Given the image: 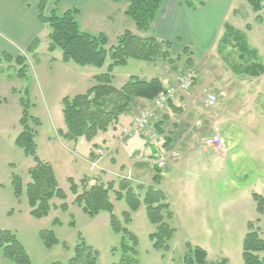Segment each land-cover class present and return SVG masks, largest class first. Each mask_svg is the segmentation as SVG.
I'll return each instance as SVG.
<instances>
[{
  "label": "rangeland",
  "instance_id": "rangeland-1",
  "mask_svg": "<svg viewBox=\"0 0 264 264\" xmlns=\"http://www.w3.org/2000/svg\"><path fill=\"white\" fill-rule=\"evenodd\" d=\"M203 1L213 2V6L217 3L216 0ZM227 1L224 6L227 15L222 30L230 26L240 32L249 50L256 52V57L247 53H242L240 57L238 41L232 39L225 48L222 43L219 44L220 38L209 54L201 55L189 47L190 52L187 54L172 51L173 63L129 61L126 66L115 68L112 73L116 88L123 87L132 76L141 80L161 78L168 88L170 84H176L177 77L195 74L198 80L194 83L193 95L190 92L184 94L190 93L195 101L200 98L205 100L206 94H213L217 96V101L212 107H200L198 117L192 119L197 124L190 140L197 142L215 124H219L223 131L224 151L218 152L221 156L208 155L199 150L189 151L188 155L182 156L184 158L179 163L180 167L173 171L170 181L163 180L161 183L166 192V203L168 193H172L174 198L171 209L174 222L171 224L177 233L170 243L169 251H156L153 248L150 235L156 232V226L150 223L145 205L131 213L127 203H119L121 201H117L116 195L111 193L115 214L123 225V212L131 213V223L124 226L138 238L136 255L131 254V257L137 259L139 264H183V256L189 251L188 245L200 247L208 253L206 264H244L243 241L250 222L255 224L264 239V205L261 200L256 201L254 198L258 195L264 199V74L252 77L243 72L251 63L258 62L264 66V22H256L257 14L252 12L245 0ZM22 2L26 3V0ZM197 2L199 0H188L193 6ZM99 5L97 9L100 13L108 10L107 6L104 8ZM125 9V4H119V12ZM259 16L264 19V9ZM85 17L81 22L82 30L95 35L100 34L98 32L107 34L111 45L127 29L145 36L130 20V24L122 26L118 23V16L113 20L114 27H106L102 18L92 25L87 12ZM47 31L50 34V30ZM47 31L40 37L39 50L34 55L18 51L8 54L12 61H7L3 58L7 53L0 54V232L15 234L32 264H67L74 248L82 240L98 252V264H117L122 258L121 245L133 243L123 234L113 232L107 213L102 212L93 219L75 205V195L70 191L68 182L69 175L74 174L77 179L85 176L89 179L98 178L106 183L115 181L116 189L119 181L126 179L141 196L142 192L137 187L153 186L160 190L154 184L156 162L153 163V170L144 163L156 159L154 155L165 150L163 143L171 131L178 132L175 120H169L162 135L152 129L157 119L163 120L162 115L171 102L157 113L158 118L151 120L147 129H135L134 118L152 109L154 103H147L143 107L138 103L132 114L125 116L115 131L112 129L100 133L92 142L84 140L86 144L80 148H70L71 145L58 135L60 129L65 130L62 100L85 94L96 85L94 78L106 71L109 62L103 69L81 68L73 63L64 65L60 60V50L50 52ZM219 47L224 49L219 50ZM17 57L25 58L23 77L18 75L21 67L15 62ZM188 60H191V64H188ZM203 89L207 92L205 95H202ZM196 105L194 102L190 106L192 111ZM24 110L27 111L32 131L36 132L39 159L52 166L59 187L67 194L68 210H62V201L55 198L51 202L53 209L42 219L31 215L26 195V185L30 182L28 171L35 166V162L15 143L22 132L20 121ZM33 119L39 120L38 126L33 124ZM125 130L129 131L130 136L125 134ZM171 149H174L173 146L167 147V150ZM100 151L102 156L98 158L96 154ZM114 158L119 165L123 161L124 170L123 167H113ZM174 159L177 157L171 158L169 162ZM96 161L98 167L93 168L92 164ZM166 170L161 171L160 176L163 177ZM15 176L22 178L24 187L19 199L12 187ZM132 180L139 182L137 186ZM76 184H80V180ZM81 191L82 187L79 188ZM50 232L58 240V245L51 248L45 245L46 240L49 241L46 234ZM0 264L16 263L5 258L0 250Z\"/></svg>",
  "mask_w": 264,
  "mask_h": 264
},
{
  "label": "trees",
  "instance_id": "trees-1",
  "mask_svg": "<svg viewBox=\"0 0 264 264\" xmlns=\"http://www.w3.org/2000/svg\"><path fill=\"white\" fill-rule=\"evenodd\" d=\"M116 4H125V15L135 24L139 32L145 36L135 34L130 30H124L116 37L114 44H110V39L105 33L98 35L83 31L79 22V9H67L60 11L55 8L46 14V0L39 6V20L41 24L47 26L49 34V50L54 52L60 50L64 63H73L81 68L93 67L103 69L107 63L109 65L103 74L96 76V85L91 87L85 94L74 97H65L62 100V113L65 130L60 129L58 135L66 142L77 143L80 140L92 142L100 133H107L109 130H116L125 116H130L138 106V101L152 104L165 90V83L161 78L151 80H141L132 76L121 88L113 85L115 68L126 66L129 61H141L155 64L158 61L173 63L172 46L167 41H162L153 35V25L162 7V0H111ZM254 14H257L256 22L263 23L259 14L264 9V0H245ZM250 30V25L247 26ZM240 32L233 30L230 26H225L224 33L219 44L229 46L231 40L238 41L239 51L252 54L256 57V52L249 50L247 41ZM39 40L36 39L28 48V53H35ZM227 48V47H225ZM224 49V48H221ZM219 47V50H221ZM190 52L189 48L183 50V54ZM239 54V55H240ZM12 61L10 56L3 58ZM180 59V56L178 57ZM15 62L21 67L18 72L19 77H23L26 66L25 58L17 57ZM191 64V60H188ZM243 71L252 77H261L264 74V66L260 63H251L249 68ZM217 97V96H216ZM172 103V102H171ZM24 104V103H23ZM25 106V105H24ZM164 117V116H163ZM164 120V118H163ZM27 111L24 110L20 121L22 132L16 138V146L21 148L26 156L33 158L35 166L30 168L28 175L30 182L26 185V195L31 209V215L42 219L47 217L53 209L52 200L62 201L61 209L68 210L66 203L67 194L59 187L55 172L49 163L41 161L37 155V144L35 142V131H32ZM33 124L38 126L39 120L33 119ZM163 122L157 119L152 129L156 134H164L161 129ZM151 129V128H150ZM171 134L168 140H173ZM167 140V139H166ZM167 145H164L167 150ZM154 184L160 186L161 176L157 168ZM70 191L75 195L74 203L82 212L91 218L97 217L105 212L109 215L111 229L116 234H123L133 244L123 243L121 245L122 258L117 264H139L137 259H133L131 254L136 255L138 238L131 233L124 225L132 221L131 213L136 212L142 205H145L147 217L150 223L156 226V232L150 235L153 248L156 251L167 252L170 250V243L177 231L172 222L174 214L171 206L166 203L165 194L155 187H137L144 195L136 193L133 185L124 179L119 181L116 189L115 181L104 182L98 178L89 179L84 177L80 184H76L69 178ZM12 187L16 198L23 195L24 187L22 178L15 176ZM82 191L79 192V188ZM114 193L117 201H125L130 212H123L125 224L115 214V207L110 195ZM255 200L264 199L255 195ZM44 234V233H43ZM49 241L45 245L49 248L58 245L55 235L50 232L46 234ZM189 251L183 256V264H206L208 253L200 247L188 245ZM0 250L5 258L14 261L16 264H32L31 260L15 234L10 231L0 232ZM114 252H116L114 250ZM243 261L244 264H264V239L259 234V229L255 224H248V233L243 241ZM99 254L85 241H81L73 251V256L67 264H98ZM59 264V263H56Z\"/></svg>",
  "mask_w": 264,
  "mask_h": 264
},
{
  "label": "crops",
  "instance_id": "crops-1",
  "mask_svg": "<svg viewBox=\"0 0 264 264\" xmlns=\"http://www.w3.org/2000/svg\"><path fill=\"white\" fill-rule=\"evenodd\" d=\"M42 1L43 0H26V3H24L22 0H0L1 55L4 53L9 55L11 53L13 54L19 52L27 53L28 48L33 43V41L36 39L40 40V37L43 35V33L49 30L48 27L41 24L39 20V6ZM162 1L161 10L152 30L153 35L156 38L171 43L172 51L175 50L178 53L189 47H192L201 55L209 54L210 51L215 49L216 41L219 40L224 33L222 27L224 26V20L227 15L226 11H224L225 3H228L227 0H216L217 3H214L215 7L212 5L213 2L208 3L203 0H199L196 6H193L192 3L189 4L188 0ZM99 4H101L104 8L107 6L108 10L106 12L104 11L103 13H100L97 9L100 7ZM57 7L60 11H65L67 9H79L80 13L78 20L81 27V22L84 21L82 19L86 18V12L87 17L90 19V21H92V25L97 23L95 22L97 19L102 18L106 27H114L115 21L113 20L117 16L118 23L122 24V26L130 24L128 17L125 15V10L119 12V4L113 3L111 0H46V14H49ZM229 7L230 6L228 5V8ZM47 33L49 34V31H47ZM38 50L39 48L37 47L35 53L32 55L36 54ZM61 59L62 57L60 60ZM66 64L67 63H64V65ZM194 90L195 86L193 90L190 91L192 95ZM190 93L187 95H179L175 101L168 105V108H166L162 115V119L164 118V120H161L163 124H160L162 130L164 127H168L169 120H175V128L178 130V132L175 133L174 131H171L169 135L175 134V136L173 135V140L170 141L167 138L163 144H168L167 147L173 146V148H177L180 156L177 159H174V161L172 160L169 162L167 170L163 172V177L161 176L160 183H162L163 180H167L168 182L170 181V178L174 174L173 171L175 169H179V163L181 162L182 158L189 154V151L199 150L204 151L203 153L208 155L217 154L218 156H221L220 153L218 154V152H215L212 149L205 148L203 144V140L205 138L216 134H220L221 138L223 139V131L222 128L219 127L218 123L217 126L216 124L213 125L206 136L201 135V141L200 139L197 142L190 140L191 136H194L192 131L195 129L197 124V122L193 123L192 119L195 116L198 117V111L202 105L206 106L204 99L200 98L196 99L195 101L194 97H192ZM206 93V90L203 89L202 95H205ZM194 102H196L197 105L196 108L193 106L194 111H192V107L190 106H192ZM139 104L142 105V107L144 105H148L142 101L139 102ZM66 143L71 145L70 148L72 147L75 149L78 146L80 148L86 144L84 140H80L77 143ZM225 152H228V148L225 149ZM226 153L222 155H226ZM154 158H156V154L154 155ZM155 160L156 159L148 160L147 164L145 162L144 165L150 167L153 170L152 167ZM112 163L113 167H123L122 170H124L123 161L120 162L121 166L117 163V159L115 158L113 159ZM136 164L138 165V163ZM69 178L74 179L76 183H78V180L81 181V179H83H77L74 174L69 175ZM132 183L137 186L136 183L139 182L132 180ZM159 187L163 193H166L164 191V186L162 187L160 184ZM168 194L170 195H168V203L172 209L174 198L172 193ZM142 195H144V191L142 192ZM183 196V198L186 197L185 195ZM186 199L189 200L187 197ZM119 203H124V201Z\"/></svg>",
  "mask_w": 264,
  "mask_h": 264
},
{
  "label": "built area",
  "instance_id": "built-area-1",
  "mask_svg": "<svg viewBox=\"0 0 264 264\" xmlns=\"http://www.w3.org/2000/svg\"><path fill=\"white\" fill-rule=\"evenodd\" d=\"M196 79L197 76L193 73L179 76L177 78L176 84L170 85L159 94V96L154 101V107L152 109L143 111L134 118L135 129H147L150 126V121L156 120L158 118L157 113H160V111L165 108L166 104L174 101L178 94H184L186 92H190L193 89ZM216 101L217 98L215 95H208L206 97L205 104L207 107H212L216 103ZM125 134L130 136L129 131L127 130H125ZM203 144L216 152L222 151L224 146L222 138L217 134L204 139ZM96 155L98 158H100L102 156V152L100 151ZM178 156L179 153L176 149L169 151H159L156 159L157 168L160 170H164L167 167L169 160ZM92 165L93 168H97L98 161L93 162Z\"/></svg>",
  "mask_w": 264,
  "mask_h": 264
}]
</instances>
